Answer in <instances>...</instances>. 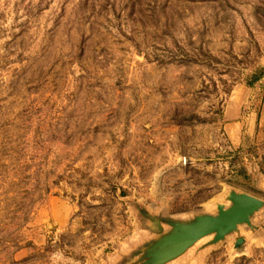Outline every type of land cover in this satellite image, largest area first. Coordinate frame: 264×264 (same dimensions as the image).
Here are the masks:
<instances>
[{"label":"rangeland","instance_id":"obj_1","mask_svg":"<svg viewBox=\"0 0 264 264\" xmlns=\"http://www.w3.org/2000/svg\"><path fill=\"white\" fill-rule=\"evenodd\" d=\"M263 57L264 0H0V264H135L158 219L264 202V142L224 131ZM250 224L168 264H264Z\"/></svg>","mask_w":264,"mask_h":264},{"label":"water","instance_id":"obj_2","mask_svg":"<svg viewBox=\"0 0 264 264\" xmlns=\"http://www.w3.org/2000/svg\"><path fill=\"white\" fill-rule=\"evenodd\" d=\"M224 199L228 205L216 204L214 215H198L187 222L156 220L158 229L161 228L160 224H164L169 227V231L145 247L135 264H168L204 239H209L206 246H215L238 232L239 227H251V218L264 207L262 200L245 193L230 191ZM243 242V239H237L234 249Z\"/></svg>","mask_w":264,"mask_h":264},{"label":"crops","instance_id":"obj_3","mask_svg":"<svg viewBox=\"0 0 264 264\" xmlns=\"http://www.w3.org/2000/svg\"><path fill=\"white\" fill-rule=\"evenodd\" d=\"M260 66L264 70V57ZM249 90L243 86L235 88L224 108L225 136L233 148L242 146L244 138L264 142V97L257 105Z\"/></svg>","mask_w":264,"mask_h":264},{"label":"trees","instance_id":"obj_4","mask_svg":"<svg viewBox=\"0 0 264 264\" xmlns=\"http://www.w3.org/2000/svg\"><path fill=\"white\" fill-rule=\"evenodd\" d=\"M262 74H264V71H260L259 73H254L251 76L249 83H253V82L257 81L260 78V75H262Z\"/></svg>","mask_w":264,"mask_h":264}]
</instances>
